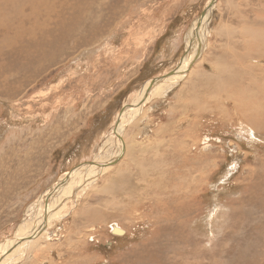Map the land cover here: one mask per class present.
<instances>
[{
	"label": "rangeland",
	"instance_id": "rangeland-1",
	"mask_svg": "<svg viewBox=\"0 0 264 264\" xmlns=\"http://www.w3.org/2000/svg\"><path fill=\"white\" fill-rule=\"evenodd\" d=\"M41 1L0 0V248L84 184L0 264H264V0Z\"/></svg>",
	"mask_w": 264,
	"mask_h": 264
},
{
	"label": "bare ground",
	"instance_id": "bare-ground-1",
	"mask_svg": "<svg viewBox=\"0 0 264 264\" xmlns=\"http://www.w3.org/2000/svg\"><path fill=\"white\" fill-rule=\"evenodd\" d=\"M35 2H38V1H35ZM34 2V3H35ZM33 3V4H34ZM49 3V0H42L39 4H41L42 6H44V9H45V11H47V10H49L50 9V7H51V5H49L48 4ZM212 3V1L209 3V4H211ZM208 4V5H209ZM17 6V8L12 12V15H13V17H14V19L15 20H19V21H21L22 23H24L25 22V20L26 19H24L25 17H24V14L25 13H27L26 12V10L25 11H22V10H20L21 8L20 7H22V5L21 4H17L16 5ZM23 8V7H22ZM211 9L210 8H208L207 9V12L205 13V15L200 19V21H197V23L198 24H200V28H201V30H203V22L206 20V18L208 17V15H209V11H210ZM28 13H31V12H29L28 11ZM26 15V14H25ZM32 15V14H31ZM4 19H6V17L5 16H3V15H0V28L1 29H3V27H4V24L5 23H8L9 22V17H8V19H7V21H3ZM22 19L24 20V21H22ZM37 22V21H36ZM206 23V22H205ZM39 23H37V25H38ZM39 25H41V24H39ZM205 27V26H204ZM197 24H196V27L194 28V30H193V32H192V35H193V37H191V35H189L190 37H187V39H186V45H190V44H192V41H193V39H197V37H195V35H196V33H197ZM1 32V31H0ZM203 32V31H202ZM189 34H191V32L189 33ZM198 36V35H197ZM198 40H199V43H201L202 44V38L200 37V39H199V36H198ZM4 41H8L7 39H5ZM198 43L196 44V43H194V45L192 44V49H191V51L184 57V58H182L181 59V61H180V68H178L179 70H178V72L177 73H173L174 75L173 76H170V77H165L164 79H161V81H159V80H157V79H155V80H151V81H149L145 86H144V88L142 89V91H141V93H140V96L135 100V102H134V104L133 105H131V108L129 107V108H127L126 109V111L124 110V111H122V112H120V119H117V121H116V123H115V125H114V131H113V134L116 136V137H118V139L121 137V134H122V132H123V128H124V119H125V116L127 115V114H129L130 116H133V118H135L134 116H136L139 112H140V110H141V106H139V102L141 101H144L143 100V97L145 98V96L147 95L148 97L150 96H153V95H158V94H160V93H162V91H163V85H165V84H167V83H170V82H172V81H179V79L180 78H182V75H183V70L184 69H186V66L189 64V62H191L193 59H194V57L196 56V54L198 53V47L200 46H198ZM191 64V63H190ZM179 73V74H178ZM181 74V75H180ZM161 82V83H160ZM221 84V83H220ZM228 84V83H227ZM221 86V85H220ZM160 96V95H159ZM149 99V98H148ZM147 99V100H148ZM146 101V100H145ZM252 103V102H251ZM123 110V109H122ZM242 116V115H241ZM128 117V116H127ZM121 142V143H120ZM120 142L118 141V147H119V152H118V155H117V157L118 156H120V154H122L123 152H124V150H126L125 149V145H124V143L122 142V139L120 138ZM116 143V142H115ZM126 152V151H125ZM101 163V162H100ZM108 165H110V164H103V165H100V164H98V163H96V167L98 168L99 167V173H100V171H103V170H106L107 169V167H108ZM84 169V168H83ZM91 168L90 167H85V169H84V171L85 172H89L88 173V175L87 176H92L93 174H94V172L95 171H89ZM78 170V169H77ZM79 171V170H78ZM78 171H73L72 173H69V174H66L65 176V179L63 180V181H65V180H67L66 181V183H65V185H64V187L65 186H68L69 184H70V182H71V180H73L74 179V181L72 182V185H70L68 188L66 187V188H64V187H62V189L61 188H59V186H57V187H55V188H53L52 189V193L50 194H48V195H46L45 194V196L47 197V198H45V205H43L42 206V209H43V211L42 212H44L46 215H44L45 216V222H44V225H43V223L39 220V225H37V227L33 230V233H31L30 235H26V234H22V233H20V231L17 233V235H16V237L13 239V240H10V241H8V242H6L5 244H3L2 246H1V248H0V252H2V250H6V249H8V248H12V247H14L15 245H17V247H21V246H24V245H27V244H29L31 241H29V240H32L35 236H37L38 234H39V232H40V230H42V226H44L45 227V225H46V228L49 226L48 224L49 223H51V221L53 220V218L56 216V215H58V212L57 213H55L54 212V214L53 213H51V209H52V207H53V205H49V202L48 201H51L52 200V198L53 197H56L57 195H58V193L59 192H62L63 194H62V196H67V197H65V199L66 198H69L68 196L69 195H71L72 193H73V190H74V188H77V187H79V186H82V184H84V183H82V177H80L81 179H79V180H75L76 178H78V177H76L78 174H77V172ZM96 173V172H95ZM96 175V174H95ZM79 176V175H78ZM92 179H93V177H92ZM63 181H61L60 183H63ZM84 182H85V180H84ZM59 183V184H60ZM58 188V189H57ZM62 190V191H61ZM51 191V190H50ZM44 199V198H43ZM56 201V200H55ZM58 203V200H57V202H56V204ZM40 206V205H39ZM42 221H43V218H42ZM37 223V224H38ZM113 228V227H112ZM116 228V230H115V233H119L120 231L119 230H121V231H123L121 228H119V227H115ZM123 232H125V231H123ZM114 235V234H113ZM33 241V240H32ZM14 251V250H13ZM176 253V252H175ZM171 258V257H170Z\"/></svg>",
	"mask_w": 264,
	"mask_h": 264
},
{
	"label": "water",
	"instance_id": "water-1",
	"mask_svg": "<svg viewBox=\"0 0 264 264\" xmlns=\"http://www.w3.org/2000/svg\"><path fill=\"white\" fill-rule=\"evenodd\" d=\"M209 5H210V6H208V8L211 7V4H209ZM206 12H207V10H205V11L202 13L201 18L205 15ZM201 18H200V19H201ZM199 21H200V20H199ZM198 25H199V24H198ZM173 73H175V72L172 71V72H170L169 74H167L166 76H172ZM163 78H165V77L157 78V80L161 81V79H163ZM153 80H155V79H153ZM115 230H116V228L113 227L112 230H111L112 234H114V235H116V236H122V235H124V232H123V231L119 230V231H120L119 233H115Z\"/></svg>",
	"mask_w": 264,
	"mask_h": 264
}]
</instances>
